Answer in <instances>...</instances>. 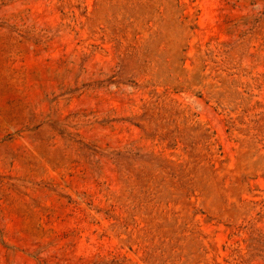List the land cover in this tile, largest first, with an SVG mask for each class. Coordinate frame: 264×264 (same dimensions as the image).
Segmentation results:
<instances>
[{
  "label": "rangeland",
  "instance_id": "374dc122",
  "mask_svg": "<svg viewBox=\"0 0 264 264\" xmlns=\"http://www.w3.org/2000/svg\"><path fill=\"white\" fill-rule=\"evenodd\" d=\"M0 264H264V0H0Z\"/></svg>",
  "mask_w": 264,
  "mask_h": 264
}]
</instances>
